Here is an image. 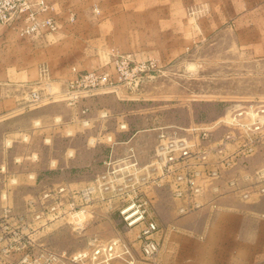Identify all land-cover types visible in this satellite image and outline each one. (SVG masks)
<instances>
[{
  "label": "rangeland",
  "instance_id": "374dc122",
  "mask_svg": "<svg viewBox=\"0 0 264 264\" xmlns=\"http://www.w3.org/2000/svg\"><path fill=\"white\" fill-rule=\"evenodd\" d=\"M39 1L17 0L15 18L1 24L22 36H43L46 51L39 78L24 79L28 88L22 105L30 112L0 123V213L6 203L16 212L24 211L28 199L39 200L45 188H83L102 170V159L111 149L104 136H113L118 154L126 150L123 142L132 138L145 165L153 159L160 126L216 125L218 135L229 129L219 122L233 110L264 101V0H44V8ZM29 4L39 19L53 18L55 27L24 34ZM92 71L107 75L108 81L93 92L82 91L76 106L59 96L39 106H31L27 99L32 90L46 97L62 93ZM253 160L248 169L254 173L264 169V148ZM243 169L240 165V174ZM6 190L9 198L3 199ZM145 190L163 228L161 241L166 227L174 223L185 236L198 238L215 222L219 204L214 198L209 202L216 206L210 203L181 214V203L165 187ZM224 199L220 205L227 212L243 202ZM247 202L251 224L238 232L247 245L239 247L237 255L230 247L222 248L221 264H264V192ZM234 221L227 218L228 228ZM135 232L124 228L116 211L99 205L81 230L60 220L40 230L35 240L72 253L89 248L93 240L107 243L132 238ZM222 235L230 238V232ZM135 257V264H158L159 259L158 255L155 261H146L137 251ZM214 258L208 255L206 263ZM181 261L176 247L169 264Z\"/></svg>",
  "mask_w": 264,
  "mask_h": 264
},
{
  "label": "built area",
  "instance_id": "2783aa9c",
  "mask_svg": "<svg viewBox=\"0 0 264 264\" xmlns=\"http://www.w3.org/2000/svg\"><path fill=\"white\" fill-rule=\"evenodd\" d=\"M38 3L43 8L46 4L44 0ZM18 5L17 0H0V24L13 21ZM30 7L31 4L27 5L26 12L30 13L25 20L29 24L24 34L55 27L53 18L39 19ZM107 81V75L92 71L82 74L62 93L52 92L46 97L43 92L32 90L27 99L31 106H39L46 99L59 96L76 106L82 91L93 92ZM83 123L88 125L89 120ZM219 123L229 129L218 135L216 125L160 126L153 159L145 165L131 143L132 138L123 142L126 150L118 154L114 150L113 136H104L111 149L102 159V170L83 188L70 189L63 185L45 188L39 200L28 199L22 212H16L10 203L3 206L0 264H111L117 260L135 264L136 251L144 260L152 262L161 250L163 228L153 215L152 201L145 188L165 187L174 200L181 201L178 208L181 214L193 213L211 203L201 199L204 183L208 181L214 182L212 193L218 200L237 194L248 197V189L254 187L264 192V169L255 173L248 169L249 159L264 148V101L249 102ZM121 129H126V124H122ZM240 165L244 167L243 174L238 171ZM7 179L12 184L17 183L15 177L7 176ZM2 198H9L7 190ZM216 204L211 203V206ZM99 205L116 211L126 230H136L133 237L115 238L107 243L93 240L89 248L72 253L55 251L36 242L38 232L56 221L66 220L74 230H81L94 206Z\"/></svg>",
  "mask_w": 264,
  "mask_h": 264
},
{
  "label": "crops",
  "instance_id": "0c3cea01",
  "mask_svg": "<svg viewBox=\"0 0 264 264\" xmlns=\"http://www.w3.org/2000/svg\"><path fill=\"white\" fill-rule=\"evenodd\" d=\"M45 51L46 41L43 36H22L14 28L0 24V123L24 116L30 112L31 109H26L27 105H22L25 90L28 88L24 79L30 75L36 77V79L39 78L41 65L44 63L42 62L44 59L42 56ZM19 131H21V134H26L24 129ZM19 131H17V134ZM9 135H11V132H8ZM253 159L254 156L250 158L251 166ZM213 184L214 182L211 181L204 183V193L201 197L203 201L209 202L215 198L212 193ZM248 190H250V194L245 198L237 194L224 196L219 200L216 199L219 210L217 207L214 217L215 222L210 226L206 225L205 233L201 237L191 238L185 236V233L179 232L180 227L174 225L175 223L170 227L168 226L169 228L166 227V234L161 241L162 247L158 264H169L176 247H178V252L182 256V264H207L208 255L215 257L214 261H210L209 264H221L218 261V256L222 254L220 250L227 247H230L231 254L237 255L239 247L247 245L246 238L238 232L240 230L244 231L249 223L251 224L248 216L249 205L247 200L261 193L257 187ZM224 198L240 199L239 201L243 202L237 204L235 211L227 212L220 205ZM174 201L177 204L181 203V201ZM176 213H178L177 210ZM227 218H231L232 221L235 220L231 228H228ZM181 229L184 230V228ZM228 232H230V238L222 235L223 233L228 234Z\"/></svg>",
  "mask_w": 264,
  "mask_h": 264
}]
</instances>
